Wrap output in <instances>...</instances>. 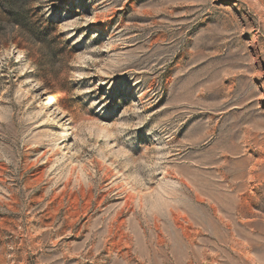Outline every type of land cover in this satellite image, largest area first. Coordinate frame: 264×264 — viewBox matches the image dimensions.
<instances>
[{
    "label": "rangeland",
    "instance_id": "1",
    "mask_svg": "<svg viewBox=\"0 0 264 264\" xmlns=\"http://www.w3.org/2000/svg\"><path fill=\"white\" fill-rule=\"evenodd\" d=\"M0 0V264H264V0Z\"/></svg>",
    "mask_w": 264,
    "mask_h": 264
},
{
    "label": "trees",
    "instance_id": "2",
    "mask_svg": "<svg viewBox=\"0 0 264 264\" xmlns=\"http://www.w3.org/2000/svg\"><path fill=\"white\" fill-rule=\"evenodd\" d=\"M1 1L8 6L11 15H16L19 12L17 6H19V3H21L23 0H1Z\"/></svg>",
    "mask_w": 264,
    "mask_h": 264
}]
</instances>
